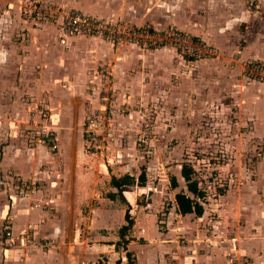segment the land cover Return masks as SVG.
I'll return each instance as SVG.
<instances>
[{"label":"crops","instance_id":"obj_1","mask_svg":"<svg viewBox=\"0 0 264 264\" xmlns=\"http://www.w3.org/2000/svg\"><path fill=\"white\" fill-rule=\"evenodd\" d=\"M31 2L58 4L111 21L152 28L175 26L199 34L190 16L181 19L179 14L167 23L162 16L167 11L163 0ZM192 6L189 3V9ZM30 19L25 20L29 26L22 36L11 35L14 25L0 34V264H256L263 259L264 252L242 251L237 233L238 237L226 241L215 230L193 228L196 223L189 218L195 213L182 214L175 195L174 212L167 213L163 228L149 227L148 222L158 215L148 206L138 210L130 227L123 222L127 210L120 214L119 224L115 222L120 195L112 183V177H118L116 171L85 164L83 149L101 138L91 139L84 132L83 123L102 113L100 99L90 102L89 85L97 86L109 107L113 106L111 98L118 96L119 105L130 109L135 94L145 96L151 88L147 77L151 68L162 69L163 62L176 57L165 51L167 47L149 51L87 34H77L62 44L56 23ZM163 54H170L169 60ZM183 56L189 61L188 55ZM251 56L264 61V47ZM40 102L56 125V152L30 142L22 132L33 112L35 118L39 116ZM17 178L34 183L33 189L31 184L18 189ZM123 193V203H131ZM89 201L95 203L92 213L77 219V241L69 242L73 226L68 227L67 205ZM25 231L24 239L17 240ZM9 237L17 242L10 244ZM233 244H237L235 257Z\"/></svg>","mask_w":264,"mask_h":264},{"label":"rangeland","instance_id":"obj_2","mask_svg":"<svg viewBox=\"0 0 264 264\" xmlns=\"http://www.w3.org/2000/svg\"><path fill=\"white\" fill-rule=\"evenodd\" d=\"M163 1L167 11L162 16L167 23H173L179 14L181 19L190 16L199 34L175 26L152 28L118 22L185 33L207 53L188 61L174 46H163L176 58L169 60L170 54L162 55L170 62H163L162 69L151 68L147 76L151 88L145 96L133 93L137 96L130 102V109L119 105L118 96L111 98L113 106L107 105L105 114L110 118L109 132L85 146V164L112 167L118 177L129 174L136 181L144 171V186L135 183L125 190L132 204L129 200L123 203L119 195L115 222L119 224L120 214L127 209L135 220L138 210L148 206L158 215L151 218L149 227L158 224L163 228L167 213L174 212L172 198L187 189L181 175L182 165L187 163L208 194L202 218L199 220L195 214L189 218L196 223L193 228L215 230L213 233L226 241L239 236L242 251L263 253L264 81L247 72L252 64H264L251 56L264 47V0ZM30 5L31 0H0V34L2 30L7 33L12 25L17 26L13 37L27 33L29 24L25 20L30 19ZM140 48L154 51L161 47ZM43 102L39 108L45 107ZM44 112L43 123L55 127L49 120V110ZM25 125L22 132L27 135ZM172 176L177 178L176 185ZM93 206L94 201L68 203V227L73 226L69 242L77 241V219L89 216ZM123 222L128 224L126 218ZM115 230L118 235L120 228L116 226Z\"/></svg>","mask_w":264,"mask_h":264},{"label":"built area","instance_id":"obj_3","mask_svg":"<svg viewBox=\"0 0 264 264\" xmlns=\"http://www.w3.org/2000/svg\"><path fill=\"white\" fill-rule=\"evenodd\" d=\"M29 18H33L41 23L54 22L58 25V37L62 44L77 34H87L91 36L109 39L111 41L125 40L129 43L140 47H163L172 45L183 54L193 53L195 56H203L207 53L200 44H195L188 39L185 33L169 30L147 29L141 26H126L118 21L102 19L91 14L83 13L79 10L69 9L62 5L52 4L49 2H31L27 10ZM248 76L264 81V64H252L248 69ZM89 99L94 102L98 99L101 101L100 115L91 116L84 124V132L91 139H97L109 132L110 118L106 116L107 101L106 98L99 94V90L95 84L89 85ZM47 108V107H46ZM46 108L40 110L39 116L45 115ZM36 112L32 113V121L27 128V138L31 142H37L49 147L52 152L58 150V138L53 128L37 116ZM32 123V124H31ZM31 183L22 178H17V188H28ZM34 184V183H33ZM26 231L22 232L17 240H23ZM6 234L11 235L10 229L6 230ZM16 239L9 237L10 244L17 242ZM232 257H235L236 244L233 245ZM255 264V263H251ZM256 264H264V258L260 259Z\"/></svg>","mask_w":264,"mask_h":264},{"label":"trees","instance_id":"obj_4","mask_svg":"<svg viewBox=\"0 0 264 264\" xmlns=\"http://www.w3.org/2000/svg\"><path fill=\"white\" fill-rule=\"evenodd\" d=\"M189 59H196L195 56L188 55ZM181 174L186 183V191L182 190L176 194V200L178 204L179 211L182 214L186 213H195L196 215H202L204 212V203L207 200V190L204 189L199 181L192 176V168L189 164L184 163L181 168ZM146 180V175L144 171L139 175L138 181L134 179L133 176L125 174L120 177L113 176L112 183L117 187L118 192L121 196H124V191L132 184L138 183L143 185ZM173 185L177 184L176 176L171 177ZM124 198V197H123ZM125 217L128 221L126 227L132 226L134 219L130 213V210L127 209Z\"/></svg>","mask_w":264,"mask_h":264}]
</instances>
